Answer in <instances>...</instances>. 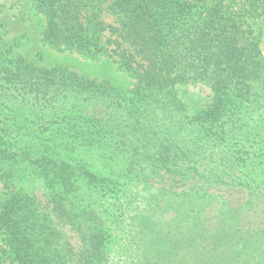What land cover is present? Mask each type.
Masks as SVG:
<instances>
[{"label":"trees","instance_id":"obj_1","mask_svg":"<svg viewBox=\"0 0 264 264\" xmlns=\"http://www.w3.org/2000/svg\"><path fill=\"white\" fill-rule=\"evenodd\" d=\"M29 1L46 20L42 39L52 48L96 58L104 31L122 38L133 51L114 53L138 85L127 93L22 55L10 59L17 42L0 54L1 132L8 126L17 137L64 145L71 155L80 149L121 161L133 186L126 190L85 157L33 154L0 135V179L11 190L0 202V237L11 264L74 262L60 225L83 241L77 264H264V228L249 221L264 205V62L244 17H264V0L202 7L188 0ZM238 1L246 13L231 10ZM104 11L119 25L106 24ZM189 80L215 94L193 115L175 92ZM160 172L183 187L154 189L151 176ZM33 179L50 189L51 211L13 185ZM215 186L246 199L234 204L212 192ZM83 188L122 195L114 223L124 226L123 238L77 200ZM8 259L0 256V264Z\"/></svg>","mask_w":264,"mask_h":264},{"label":"rangeland","instance_id":"obj_2","mask_svg":"<svg viewBox=\"0 0 264 264\" xmlns=\"http://www.w3.org/2000/svg\"><path fill=\"white\" fill-rule=\"evenodd\" d=\"M191 4H199L211 6L215 0H188ZM228 4V3H227ZM203 9V8H202ZM231 10L237 14L243 13L246 7L241 1L233 4ZM246 13V12H245ZM245 21L252 25V31L257 37L258 47L261 51L264 62V17L253 19L246 13ZM103 20L106 24H112L118 26V22L115 16L111 15L108 11H104ZM46 20L37 12L33 4L29 0H0V54L4 53L12 44L19 42V46L14 48L12 57L15 55H22L38 65L46 66L47 68L62 67L70 71L83 74L89 78H95L98 80H107L112 83L119 90L131 93L138 85V77L133 73L125 71L121 67L120 58L114 53L127 48L130 52L133 51L128 44H125L122 38L117 35H112L109 30L104 31L101 45L104 48L102 53H99L98 57L92 58L77 51H70L64 49H55L46 45L43 41V32L45 30ZM116 42V43H115ZM119 43H121L119 45ZM14 54V55H13ZM138 62L140 59L138 58ZM176 97L182 102L188 109L189 114H195L201 109L210 107L214 102L215 94L211 85L189 80L185 84H178L175 86ZM2 119V118H0ZM2 124H0V127ZM10 127L5 126L0 135H4L5 139L14 146H18L28 152L40 155L43 152H48L50 155L56 156L58 154H67L72 159L75 157H85L87 162L91 166L103 174H108L117 180L126 190L132 188L130 173L123 168V162L105 161L102 156L97 153H84L80 149L76 150L72 155L68 150L64 149V145L55 144L51 148V144L45 145L39 144L38 139L28 137H17L16 133H11ZM30 129L28 132H32ZM26 132V131H25ZM24 132V133H25ZM27 132V133H28ZM62 157L61 155H59ZM150 182L154 189L167 188L172 190H178L183 187V182L179 179H174L165 172H160L157 175L151 176ZM15 188L23 190L24 192L32 195L38 200V203L46 212L51 211L52 206H49L50 189L46 186L43 180L33 179L32 181L20 180L15 181L13 184ZM6 187V183L0 179V202H4L10 195V189ZM123 188V189H124ZM155 190V191H156ZM212 192L222 194L229 198L234 204L240 203L246 199V195L237 190L224 186H215ZM77 200H86L87 204L95 210H97L106 225L111 228V233L118 240L124 237V226L114 223V216L117 215L116 202L121 198V194L109 192H90L83 188L78 193ZM77 195V196H78ZM121 204L122 200L120 201ZM52 216V215H51ZM166 220L172 218V215L166 214L163 216ZM121 220H126L125 216H122ZM249 221L254 227L264 228V205H260L255 212L249 215ZM59 230L62 235V243H68L72 246L75 261L71 264H77V259L81 256L84 245L78 232L71 226L60 225ZM8 247L5 241L0 237V256L3 259H8L7 254ZM7 264H11L8 259Z\"/></svg>","mask_w":264,"mask_h":264}]
</instances>
